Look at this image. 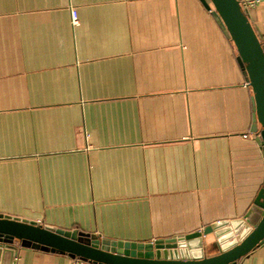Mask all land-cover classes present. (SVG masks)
I'll use <instances>...</instances> for the list:
<instances>
[{
    "label": "crops",
    "instance_id": "crops-1",
    "mask_svg": "<svg viewBox=\"0 0 264 264\" xmlns=\"http://www.w3.org/2000/svg\"><path fill=\"white\" fill-rule=\"evenodd\" d=\"M245 9L264 45V0ZM254 126L211 0H0V215L215 255L251 229ZM7 246L0 264L74 260ZM236 264H264V243Z\"/></svg>",
    "mask_w": 264,
    "mask_h": 264
},
{
    "label": "water",
    "instance_id": "water-1",
    "mask_svg": "<svg viewBox=\"0 0 264 264\" xmlns=\"http://www.w3.org/2000/svg\"><path fill=\"white\" fill-rule=\"evenodd\" d=\"M211 2L238 48L240 63L252 86L255 102V126L252 132L264 150V45L241 0ZM246 218L251 229L242 233L238 240L225 247L219 245V252L215 255L191 257L185 252L168 251L161 241L144 243L102 239L97 235L80 233L77 229L51 228L33 221L0 215V251L3 248L9 250L11 248L7 245L18 243L24 247L68 253L74 259L80 258L92 264H236L264 243V184ZM216 229L210 225L204 232L198 231L176 239L179 240L177 244L188 248L190 238L206 235ZM222 234L219 233V236ZM171 244L168 243V246Z\"/></svg>",
    "mask_w": 264,
    "mask_h": 264
},
{
    "label": "built area",
    "instance_id": "built-area-1",
    "mask_svg": "<svg viewBox=\"0 0 264 264\" xmlns=\"http://www.w3.org/2000/svg\"><path fill=\"white\" fill-rule=\"evenodd\" d=\"M263 0H243L241 1V4L242 6L245 8H248V7H254L256 5H258L260 2H262ZM76 17L73 16V20L74 22L76 21ZM85 261H83L82 259L80 258H75L72 262V264H82L84 263Z\"/></svg>",
    "mask_w": 264,
    "mask_h": 264
},
{
    "label": "rangeland",
    "instance_id": "rangeland-1",
    "mask_svg": "<svg viewBox=\"0 0 264 264\" xmlns=\"http://www.w3.org/2000/svg\"><path fill=\"white\" fill-rule=\"evenodd\" d=\"M234 238L238 240V239H239V235H238V236L235 235ZM230 239L232 240L233 238H230ZM235 241H236V240H235ZM231 242H232V241H228V242L226 243L225 246H228L229 244H231ZM186 255H187V254H186ZM188 255H190V254H188Z\"/></svg>",
    "mask_w": 264,
    "mask_h": 264
},
{
    "label": "bare ground",
    "instance_id": "bare-ground-1",
    "mask_svg": "<svg viewBox=\"0 0 264 264\" xmlns=\"http://www.w3.org/2000/svg\"><path fill=\"white\" fill-rule=\"evenodd\" d=\"M197 248H195V250H196ZM196 252V251H195Z\"/></svg>",
    "mask_w": 264,
    "mask_h": 264
}]
</instances>
